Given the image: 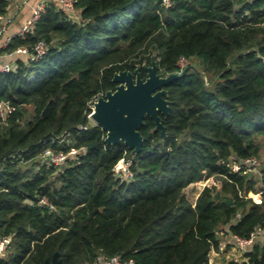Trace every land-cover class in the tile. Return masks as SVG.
<instances>
[{
    "label": "trees",
    "instance_id": "trees-1",
    "mask_svg": "<svg viewBox=\"0 0 264 264\" xmlns=\"http://www.w3.org/2000/svg\"><path fill=\"white\" fill-rule=\"evenodd\" d=\"M74 1L72 15L45 1L34 28L1 50L46 44L34 60L10 55L11 70L0 72V101L11 108L0 114V235L11 236L0 264H43L54 253L60 264L112 255L210 264L220 229L231 239L258 231L243 259L224 264H264V162L259 177L232 168L259 164L264 147V0ZM8 6L0 0V13ZM153 54L163 75L179 71L180 56L201 71L165 86L164 138L145 117L138 152L106 144L90 100L114 89V72ZM46 148L67 157L37 160ZM120 159L130 177L113 172ZM203 180L189 199L185 188Z\"/></svg>",
    "mask_w": 264,
    "mask_h": 264
},
{
    "label": "water",
    "instance_id": "water-1",
    "mask_svg": "<svg viewBox=\"0 0 264 264\" xmlns=\"http://www.w3.org/2000/svg\"><path fill=\"white\" fill-rule=\"evenodd\" d=\"M140 68L146 75L141 76ZM155 56L152 55L150 64L136 65L133 71L122 69L113 73L115 82L113 90L109 89L103 95L91 100L92 105L89 118L105 130L104 142L114 145L122 142L133 153L138 152L142 146V135L139 127L145 117L152 119L154 126L159 130L161 138L165 136V128L161 115L169 113L170 106L165 86L173 79L180 77L187 69L196 70L189 64L180 72H171L166 75L157 71ZM45 109L42 111L44 115ZM220 191H216L213 198H218ZM233 204L231 198L226 200ZM43 264H60L57 253Z\"/></svg>",
    "mask_w": 264,
    "mask_h": 264
},
{
    "label": "built area",
    "instance_id": "built-area-1",
    "mask_svg": "<svg viewBox=\"0 0 264 264\" xmlns=\"http://www.w3.org/2000/svg\"><path fill=\"white\" fill-rule=\"evenodd\" d=\"M25 1L27 2L28 0H25ZM55 2L57 6L61 8L62 10H64L67 14L72 15L75 13V6H74L75 1L74 0H55ZM163 2L167 3L168 0H163ZM43 5L44 3L42 2L36 3L31 9L30 15L24 20L23 23L19 25L18 29L13 33H10L8 30H9L10 25L13 22L14 15L7 11L4 13H0V53H2L1 51L2 49H5L8 46L13 36L17 35L23 38L27 32L31 31L34 28L35 21L38 19L39 14L43 8ZM45 51H46L45 42L43 40H38L31 47L18 46L13 51L6 53L7 54L6 56H10L13 54H17V55L20 54V55H24V57L28 60H34V59L40 58L45 53ZM189 64H190L189 60H187L183 56H180L178 58L177 65L179 67V71H181L183 67ZM11 68H12V63L8 61L5 58V56H2L0 54V72H8L9 70H11ZM97 97L98 96L94 97L91 100H95ZM4 106L8 110L11 109L9 104L6 101L4 102L0 101V114L1 115L3 114ZM88 107L90 108V112H91L92 105L90 104V102L88 104ZM90 112L87 115L88 118H89ZM75 151H76L75 149H71L70 152L73 153ZM67 154L68 153H64L61 151L54 152L50 150L49 148H46L44 150L43 155L44 157L46 156L47 158H49L51 162L60 163L65 160V158L67 157ZM256 161L257 160L255 158H246V159H243L241 162H233L232 168L234 170L245 168L247 172L250 174V172L252 171L251 169H253L252 166L255 165ZM126 172H127V177H130L132 175V173L128 170V165H127ZM41 202L47 203V200L43 198ZM47 204L50 208H53L51 204L49 203ZM259 230L261 232H264V229H259ZM257 234H258V231L255 230L250 233L249 238H240L238 236L233 235L232 242L234 245H238V247L240 248H246L248 245L252 243V240L255 238ZM10 241H11V236L0 235V256L3 255V252L6 246L10 243ZM92 264H134V262L132 259L122 260L119 255H112L99 262L94 261L92 262Z\"/></svg>",
    "mask_w": 264,
    "mask_h": 264
},
{
    "label": "rangeland",
    "instance_id": "rangeland-1",
    "mask_svg": "<svg viewBox=\"0 0 264 264\" xmlns=\"http://www.w3.org/2000/svg\"><path fill=\"white\" fill-rule=\"evenodd\" d=\"M0 54L2 56H5V58L9 57V56H6L7 55L6 52H2ZM189 62L190 64H193L196 67L198 72L201 71L200 64L198 63L196 58L190 59ZM89 120L92 121L90 118ZM260 142L264 143V139L260 138ZM49 149L52 150L51 148ZM43 154L44 152L41 153L36 159L38 160L40 158H43L45 162L50 161V159L47 158L46 156L44 157ZM259 161H260L259 164H258V161H256L255 165L252 166L253 168L251 169L252 171L250 172V174L252 175L254 174L256 177H259L260 175L259 168H261L262 162H264V147L260 148ZM127 165H128V161L120 159L113 167V172H115L116 174L124 175L126 177L127 176V172H126ZM204 183H205V180L189 184L185 188V194L187 195V197L193 200L197 196V194L200 192V190L203 188ZM256 185L257 186L259 185V181H256ZM252 198L256 200L257 198L256 194L252 195ZM217 234L219 235L220 240H219L218 248H213L209 251L208 260L210 264H222L224 260L226 259L228 260L229 258L234 257L235 254H238L239 251L237 250H241L240 247H238V245H234L232 243L231 237L225 234L221 229L217 232ZM228 244L230 245L229 247H227Z\"/></svg>",
    "mask_w": 264,
    "mask_h": 264
},
{
    "label": "crops",
    "instance_id": "crops-1",
    "mask_svg": "<svg viewBox=\"0 0 264 264\" xmlns=\"http://www.w3.org/2000/svg\"><path fill=\"white\" fill-rule=\"evenodd\" d=\"M45 1L47 0H28L27 2L25 0H9V6L7 12L12 13L14 16H13V22L10 25L8 31L10 33L15 32L18 29L19 25L23 23L24 20L30 15L33 6L38 2L44 3ZM257 238L258 235L255 236L252 242ZM250 245H248L246 248H240L241 250H237L239 251V253L235 254L234 257L229 259H243V253L249 248ZM226 261L227 259L224 260L222 264H224Z\"/></svg>",
    "mask_w": 264,
    "mask_h": 264
},
{
    "label": "flooded vegetation",
    "instance_id": "flooded-vegetation-1",
    "mask_svg": "<svg viewBox=\"0 0 264 264\" xmlns=\"http://www.w3.org/2000/svg\"><path fill=\"white\" fill-rule=\"evenodd\" d=\"M145 75H146V73H145ZM143 77H145V76H143Z\"/></svg>",
    "mask_w": 264,
    "mask_h": 264
}]
</instances>
